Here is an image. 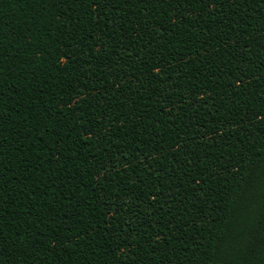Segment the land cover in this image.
Wrapping results in <instances>:
<instances>
[{"label":"trees","instance_id":"1","mask_svg":"<svg viewBox=\"0 0 264 264\" xmlns=\"http://www.w3.org/2000/svg\"><path fill=\"white\" fill-rule=\"evenodd\" d=\"M261 165L264 0H0V264H264Z\"/></svg>","mask_w":264,"mask_h":264},{"label":"clouds","instance_id":"2","mask_svg":"<svg viewBox=\"0 0 264 264\" xmlns=\"http://www.w3.org/2000/svg\"><path fill=\"white\" fill-rule=\"evenodd\" d=\"M247 180L238 179L237 185L232 193V200H235L243 190H247V194L249 196V200L247 201L249 209L254 211L258 208H264V165L259 166L255 169L254 175L248 176ZM224 229H221L223 232ZM243 242V238L239 242L232 238H228L224 241L221 248V255L215 258L213 261H210V264H224L225 255L224 254H232L235 255L239 250L241 244ZM212 255L216 257V253L214 250H210Z\"/></svg>","mask_w":264,"mask_h":264},{"label":"snow or ice","instance_id":"3","mask_svg":"<svg viewBox=\"0 0 264 264\" xmlns=\"http://www.w3.org/2000/svg\"><path fill=\"white\" fill-rule=\"evenodd\" d=\"M0 223H2V222H0Z\"/></svg>","mask_w":264,"mask_h":264}]
</instances>
